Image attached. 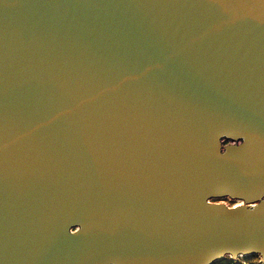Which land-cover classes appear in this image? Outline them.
<instances>
[{
  "label": "water",
  "instance_id": "95a60500",
  "mask_svg": "<svg viewBox=\"0 0 264 264\" xmlns=\"http://www.w3.org/2000/svg\"><path fill=\"white\" fill-rule=\"evenodd\" d=\"M250 257L264 0H0V264Z\"/></svg>",
  "mask_w": 264,
  "mask_h": 264
},
{
  "label": "rangeland",
  "instance_id": "374dc122",
  "mask_svg": "<svg viewBox=\"0 0 264 264\" xmlns=\"http://www.w3.org/2000/svg\"><path fill=\"white\" fill-rule=\"evenodd\" d=\"M212 202H215V203H221V204H224L228 207H234V206H238V205H241V203L239 201H231L229 202V199H218V200H213ZM234 264H258L259 263V259L257 258H253V257H250L249 261L247 260L246 261V258H238L237 261L233 262Z\"/></svg>",
  "mask_w": 264,
  "mask_h": 264
},
{
  "label": "trees",
  "instance_id": "16d2710c",
  "mask_svg": "<svg viewBox=\"0 0 264 264\" xmlns=\"http://www.w3.org/2000/svg\"><path fill=\"white\" fill-rule=\"evenodd\" d=\"M254 258V257H253ZM256 258V257H255ZM250 258H246V261H249ZM217 264H234L232 261H230L229 259L224 260L223 262L217 263ZM260 264V263H258Z\"/></svg>",
  "mask_w": 264,
  "mask_h": 264
},
{
  "label": "bare ground",
  "instance_id": "6f19581e",
  "mask_svg": "<svg viewBox=\"0 0 264 264\" xmlns=\"http://www.w3.org/2000/svg\"><path fill=\"white\" fill-rule=\"evenodd\" d=\"M241 203V201H239ZM242 204V203H241Z\"/></svg>",
  "mask_w": 264,
  "mask_h": 264
}]
</instances>
